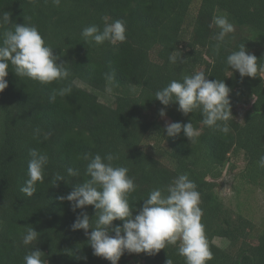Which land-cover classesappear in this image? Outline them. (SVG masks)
<instances>
[{
  "label": "trees",
  "instance_id": "trees-1",
  "mask_svg": "<svg viewBox=\"0 0 264 264\" xmlns=\"http://www.w3.org/2000/svg\"><path fill=\"white\" fill-rule=\"evenodd\" d=\"M5 12L11 22L0 26V33L16 23L37 26L59 62L67 63L70 76L41 84L17 76L10 67L8 87L0 92V264H23L32 247L44 252V264H110L93 255L83 230L70 227L81 211L93 217L94 206L73 212L71 202L57 199L88 178L85 154L108 153L119 155L115 163L126 166L135 179L137 189L129 198L136 205L134 215L151 190L187 174L201 196L202 223L213 253L208 264H264V231L253 233L246 227L245 218L233 215L217 190L229 156L242 152V179L253 185L264 181V167L258 164L264 155V0H62L59 7L50 0H0V14ZM217 15H227L251 32L230 33L219 54L213 50ZM103 17L125 22L124 42H83L82 29L92 24L102 29ZM241 43L258 59L256 77L242 78L226 65L227 55ZM174 51L183 63L169 62ZM200 70L210 80L223 79L231 89L233 115L227 134L204 126L199 111L184 116L176 103L164 106L154 98L171 80ZM69 84L70 94L50 100L53 89ZM108 88L115 91L112 104L99 97ZM240 107H245L242 120ZM161 108L172 112V122H192L198 137H168L165 124L155 117ZM149 135L164 159L143 147ZM33 148L46 152L49 164L45 182L28 197L20 188ZM68 167L79 169L80 175L67 177ZM57 173L67 180L51 186ZM30 227L40 236L25 247L21 236ZM218 237L228 244H217ZM139 256L125 253L118 264L141 263ZM169 258L173 264H185L177 246L145 254L141 264H166Z\"/></svg>",
  "mask_w": 264,
  "mask_h": 264
},
{
  "label": "clouds",
  "instance_id": "clouds-1",
  "mask_svg": "<svg viewBox=\"0 0 264 264\" xmlns=\"http://www.w3.org/2000/svg\"><path fill=\"white\" fill-rule=\"evenodd\" d=\"M50 2L59 7L62 0ZM102 19V29L96 24L82 29L83 42L87 45H103L105 42L117 45L126 40V24L123 20L109 22L107 17ZM10 22L11 17L7 12L0 14V26ZM214 24L219 31L214 37L213 50L219 54L220 48L226 44V37L235 31V26L224 15L214 17ZM53 49L35 25L16 23L11 30L0 33V92L8 87L6 77L10 67L17 76L41 84L66 80L70 76L67 63L59 62L60 58ZM184 61L175 51L169 55L171 64ZM225 62L232 70H238L242 78L256 77L261 67L257 57L247 50L244 43L239 45L238 50L231 51ZM208 75L202 70L182 74L179 79H173L158 89L154 98L164 106L176 103L177 110L184 116L199 111L204 126L227 134L230 131L228 121L233 115L231 89L223 79L210 80ZM71 92V84L53 89L50 100L55 101L57 96L63 97ZM159 115L165 117L166 109L161 108ZM40 131L37 128L35 135H39ZM164 132L173 138L183 134L190 141L199 135V130L194 128L192 122L168 121ZM44 138L47 139L48 134ZM29 154L31 159L27 178L20 191L32 197L38 184L45 182L49 156L36 148L30 149ZM119 158V155L112 153L104 156L85 154L82 157L86 161L88 178L75 184L73 191L57 199L71 202L73 212L94 206L95 214L90 217L86 211L79 212L71 229L83 230L93 255L110 261V264H118L125 253L154 256L168 246H177V254L184 257L185 264H208L213 259V253L202 223L201 196L195 182L187 174L178 175L166 187L151 190L134 215L136 205L129 198L137 185L134 177L129 175V169L115 163ZM258 164L264 167V155L259 158ZM66 173L67 177L73 178L80 175L79 169L72 167H68ZM62 180H67L66 176L57 173L51 178L50 184L58 187V182ZM117 220L122 221V224H114ZM39 236L40 233L34 227L27 228L21 236L22 244L25 247L33 245ZM43 257L44 252L32 247L24 255L23 264H44ZM166 264H173V261L169 258Z\"/></svg>",
  "mask_w": 264,
  "mask_h": 264
},
{
  "label": "rangeland",
  "instance_id": "rangeland-1",
  "mask_svg": "<svg viewBox=\"0 0 264 264\" xmlns=\"http://www.w3.org/2000/svg\"><path fill=\"white\" fill-rule=\"evenodd\" d=\"M193 10V14H194ZM220 16V15H217ZM227 16V15H224ZM228 17V16H227ZM230 21V20H229ZM235 26V31L250 34V30L247 27L237 25L230 21ZM81 86H84L80 84ZM114 89L108 88L106 91L99 92L100 100L105 103L112 104L115 99ZM248 107V106H246ZM245 107H240L238 110V119L242 120ZM156 119H159L164 124L168 121H172V112L166 109V116L161 117L159 113H155ZM156 140L152 135L147 136L143 142L145 150L151 152L164 159L156 144ZM164 145V141L160 143ZM246 166L245 156L242 153L237 155H230L228 162L224 168L223 175L219 179V186L217 188L219 196L224 200L226 206L233 212V215H241L245 218V226L252 228L253 233H260L264 231V181L261 185H253L244 181L241 177V173ZM226 238H215V242L219 245H227L228 240ZM140 262L144 253L139 254ZM135 263V264H141Z\"/></svg>",
  "mask_w": 264,
  "mask_h": 264
}]
</instances>
